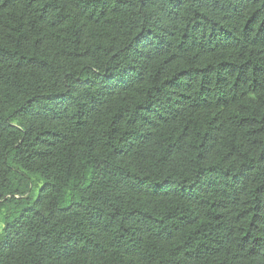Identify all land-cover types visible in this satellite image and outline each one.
Instances as JSON below:
<instances>
[{
  "label": "trees",
  "instance_id": "obj_1",
  "mask_svg": "<svg viewBox=\"0 0 264 264\" xmlns=\"http://www.w3.org/2000/svg\"><path fill=\"white\" fill-rule=\"evenodd\" d=\"M3 208L0 264H264V0H0Z\"/></svg>",
  "mask_w": 264,
  "mask_h": 264
},
{
  "label": "rangeland",
  "instance_id": "obj_2",
  "mask_svg": "<svg viewBox=\"0 0 264 264\" xmlns=\"http://www.w3.org/2000/svg\"><path fill=\"white\" fill-rule=\"evenodd\" d=\"M32 179H33L34 186L31 189V196H32V200H34L37 196L39 188L42 185V181L37 176L32 177ZM7 213H8L7 208H3V211L0 213V218H2ZM1 228H2V223L0 222V230H1Z\"/></svg>",
  "mask_w": 264,
  "mask_h": 264
}]
</instances>
